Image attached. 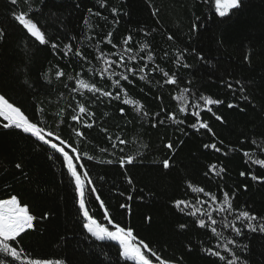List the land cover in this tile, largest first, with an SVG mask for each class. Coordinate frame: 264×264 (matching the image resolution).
I'll list each match as a JSON object with an SVG mask.
<instances>
[{"label":"trees","instance_id":"1","mask_svg":"<svg viewBox=\"0 0 264 264\" xmlns=\"http://www.w3.org/2000/svg\"><path fill=\"white\" fill-rule=\"evenodd\" d=\"M113 7L118 10L115 17ZM89 8L101 16L88 13ZM21 11L32 12L47 35L56 37L54 42L61 45L60 49L40 45L26 35L14 21V15ZM114 20L119 23L114 24ZM0 30L5 33L0 39V94L14 101L46 132L52 131L80 149L82 159L74 163L84 164L79 171L87 170L93 182L85 184L90 214L108 226L103 220L104 209L95 199L99 195L116 222L131 227L138 240L143 239L171 264H224L205 251L220 244L219 250L228 256L223 251L224 241L215 238L210 229L199 228L196 217L187 213L192 208L211 211L209 197L194 191L203 188L215 194L218 203L224 191L235 193L233 207L237 212L248 210L264 217V181H254L250 176L264 178V167L251 163L264 159V0H240V6L224 17L216 12L215 0H106L103 8L97 0H18L15 5L11 0H0ZM109 31L117 48L102 42ZM129 34L133 36L131 55L137 59L128 67L137 72L129 73L132 83L121 84L129 99L143 105L140 112L135 105L123 103V93L119 101L111 100L80 89L76 83L83 79L115 93L112 79L118 77L100 75L105 65L96 59V45L99 43L105 53L123 52L122 40ZM64 44L80 49L87 60L75 52L65 56ZM144 44L148 48L141 51ZM149 53L152 61H147ZM181 54L183 60L177 64ZM107 58L118 60L115 55ZM145 63L148 68L140 73ZM184 63L190 67H183ZM157 65L170 75L175 73L177 83H164L166 77ZM113 67L117 73L124 72L122 67ZM59 72L64 74L58 76ZM142 74L144 80L139 79ZM184 88L190 89L185 93L189 106L182 113L177 98ZM201 95L224 103L206 105L199 100ZM77 102L92 115L81 114L79 121H73L71 116L78 114ZM197 102L200 108H192L191 104ZM207 107L223 120H216ZM194 111L200 112V120L207 121L212 132L190 127L197 121ZM169 113L184 123L169 119ZM161 119L163 124L159 123ZM85 122L93 127L87 128ZM73 129L84 136L78 138ZM117 137L126 143L120 144ZM169 142L171 149L167 147ZM213 143L221 151L204 148ZM66 150L77 155L70 147ZM128 156L134 157L133 163L121 167L119 159ZM165 159L169 160L167 169L163 167ZM109 160L113 163H107ZM16 163L22 169H16ZM241 172L246 175L241 176ZM91 187L97 192L90 194ZM8 194L27 203L37 220L33 229L21 234L22 239L10 242L18 251L23 250L21 260L0 253L6 264H27L29 259L125 264L114 242L98 241L83 228L78 193L62 156L30 134L4 129L0 124V198ZM177 200H184L189 207L181 211L175 206ZM121 204L129 208H120ZM45 213L47 219L42 218ZM213 216L218 221L222 218L217 212ZM227 219L232 220L233 215ZM181 224L186 227L182 229ZM217 228L224 236L249 246L240 254L250 264H264V234L245 229L244 235L236 237L229 229Z\"/></svg>","mask_w":264,"mask_h":264},{"label":"snow or ice","instance_id":"2","mask_svg":"<svg viewBox=\"0 0 264 264\" xmlns=\"http://www.w3.org/2000/svg\"><path fill=\"white\" fill-rule=\"evenodd\" d=\"M18 0H11L13 5L17 4ZM41 3L44 0H40ZM97 3L101 8L106 7V0H97ZM240 6V0H215V8L216 12L224 17L229 10L238 8ZM79 7V4H77ZM36 11V10H34ZM88 13L95 15L96 17H100L101 13L99 11L93 12L92 8H89ZM112 15L115 17L118 15L117 8L113 7L111 9ZM105 21H107V17H103ZM14 21L18 23V25L22 26V29L25 30L26 35L34 38L35 41H38L40 45L45 47L50 46L53 50L60 49L61 45L54 42L56 37L48 36L46 29L40 24L38 18L34 17L32 12L21 11L18 14L14 15ZM85 24H88V20H84ZM114 24H118V20L113 21ZM5 33L0 30V39H3ZM147 35V33L145 34ZM169 40L172 39V36L168 37ZM133 41V36L131 34L127 35L123 38L122 44L125 46L123 52L116 53H105L99 48V43L96 45V49L99 55L96 57L97 60L102 61L105 67L100 69V75L103 77L105 74L108 75L109 79H112L113 76H117V79H112V86L117 89L115 93L107 90H103L100 87H97L96 83H87L83 79H77L76 83L80 89L87 90L93 94L99 93L100 96L110 98L111 100L119 101L121 99V93L124 95L123 103L125 105H135L136 111L140 112L143 108V105H140L139 101H134L128 98V92L122 86L121 81H127L132 83L129 79V73L132 75H136L137 69L128 67V63L131 61H135L137 59L136 55H131L133 52V48L130 47V43ZM103 43L109 44L112 48H117V44L113 43V32L109 31L103 37ZM63 48L65 49L64 55L67 56L71 52H75V55L80 57L81 59L87 60V56H85L80 49H77L72 44H64ZM148 48L147 44L141 46V51H144ZM187 49H185V52ZM125 53L129 55H125ZM109 55L118 56V60L108 59ZM140 59H144L140 57ZM200 59H203L201 56ZM153 55L149 53L147 55V61H152ZM183 60V55H179L176 58V63L179 64ZM116 68H124V72L117 73L114 69ZM159 68V65L156 66ZM183 67L188 68L190 65L187 63L183 64ZM148 68V64L145 63L143 67L139 68L140 73H144ZM155 70V69H153ZM159 70L163 73V76L166 77L164 83L166 84H176L177 79L175 73L169 74V72L165 71L163 68H159ZM92 71V69H89ZM64 73H57L58 76H62ZM145 75H140L139 79L144 80ZM71 79V77H69ZM189 83H191L189 81ZM239 83V81H237ZM229 88L232 87L231 84L228 85ZM243 91V89H241ZM190 89L184 88L181 90L180 96L177 98L181 102L180 112L184 113L187 111L189 106V99L185 95V93H189ZM247 99V97H245ZM200 101H203L206 105H220L224 103L219 99H212L209 96L201 95L199 97ZM78 105V114L72 115L71 119L73 121H79L81 114H87L89 116L92 113H88L86 107L83 104L77 102ZM191 107L194 109L200 108L199 102L191 104ZM229 108L235 107L233 104H228ZM39 111H43L40 109ZM207 111L211 112L215 119L218 121H222L223 118L220 115H216L213 112L211 107H207ZM121 114L124 113V109H120ZM145 116L148 115L147 112L143 113ZM160 113H156V116H159ZM197 118L196 123H192L190 125L191 128L196 129H207L209 132H212V129L209 127L207 121L200 120V112L194 111L192 113ZM0 124L4 129H14L21 130L25 134H30L31 137H34L36 141L42 143L53 149L55 153H58L63 158V163L67 166V172L70 175V182L74 181L75 190L78 193V204L79 211L82 213L83 217V228L90 234L91 237H94L98 241H106V242H115L118 246V255L122 257L125 264L128 261H132L133 264H171L169 258H164L160 254H158L157 250L151 249L149 245L143 239H137V237L133 234V229L131 227L121 226L119 222L114 220V217L110 214L109 209L105 205V202L101 200L99 195H96L95 199L99 201V207L104 209L103 211V220L107 221L108 226H105L104 223L98 221L94 218L93 214H90V210L87 207L86 199H85V184L91 185L93 182L90 179V174L87 170L80 172L79 169H84V164H75L74 160L80 161L82 159L79 154L80 149L78 147H72L70 143L66 142L60 136L56 135L52 131H45L43 127L38 126L37 122H33L30 118L25 114L24 111L21 110V107L16 106L15 102H10V98H6L5 94H0ZM169 119L174 120L178 124L184 123L183 120H176L174 113H169ZM164 120H159L160 124H163ZM85 126L87 128H92V123L85 122ZM156 127V124L152 125ZM75 135L79 137H83L84 133L73 129ZM106 131V129H105ZM111 139V137H109ZM53 140L57 142H53ZM117 140L120 144L126 143L125 140L119 139ZM222 143V142H221ZM116 145L113 144V147ZM71 148L72 153H77V155L72 156L69 154V151L66 148ZM167 147L171 149L173 147L172 143L169 142ZM204 148H212L216 151H221L220 148L217 147L216 144H205ZM103 151V149H102ZM87 155V153H84ZM244 156L248 157L249 153L244 152ZM52 158V157H50ZM88 160H92V156H87ZM134 157L128 156L127 158L121 157L119 159V164L121 167H124L126 164H132ZM107 163H113V161L109 160ZM251 163L264 167V159H255L252 160ZM163 167H169V160H163ZM16 169H22V165L20 163L15 164ZM215 169V165L212 166ZM223 171V169H221ZM208 173H205L207 175ZM216 175H220L219 172ZM241 176H245V172L240 173ZM251 179L254 181L261 180L264 181V178L258 177L255 174H250ZM128 183L131 184L132 180L129 179ZM246 188V186H245ZM194 191L203 192L205 196L209 197L212 204L209 205L211 211H203L202 208H192L187 214L190 216H195L197 219V226L201 229H210L211 233L218 240L222 239L223 243V251L228 253L226 256L221 253L219 250L221 248L220 244H217L215 248L209 247L205 249L206 253L212 257L218 258L219 261L224 262V264H250L246 258H243L240 253L248 251V245L238 243L234 238L224 236L223 231H219L217 225H219L222 229H229L232 233L235 234L236 237L244 235L245 229L250 232H259L264 234V217H258L256 214L251 213L248 210H239L238 212L233 207V199L235 197V193L231 195L227 192H223L222 202L218 203V197L215 194L205 192L203 188L194 189ZM97 189L95 187L89 188V193H96ZM131 199V197H129ZM206 203V202H204ZM218 206H215L217 205ZM183 205V207H181ZM175 206L180 208L181 211L184 208H188L189 205L184 200L175 201ZM215 206V207H214ZM120 208L128 209L129 206L127 204H121ZM213 212H217L221 214V219L218 221L214 218ZM199 214V215H198ZM233 215L232 220H228L227 216ZM43 219H47L48 215L45 213L42 217ZM37 220V217L30 212V206L27 203L22 202L21 198H18L15 194H8L6 198H0V253H4L6 256L12 257L14 260H21L23 250L18 251L16 247L12 246L10 242H14L17 240V237H21L22 233H26L28 230L34 228V221ZM240 226H237V225ZM180 227L183 229L186 227L185 224H181ZM111 228V230H110ZM235 249V250H234ZM151 257V258H150ZM154 258V260L152 259ZM0 264H6V261L0 259ZM27 264H66L64 260L57 259H29L27 260Z\"/></svg>","mask_w":264,"mask_h":264},{"label":"water","instance_id":"3","mask_svg":"<svg viewBox=\"0 0 264 264\" xmlns=\"http://www.w3.org/2000/svg\"><path fill=\"white\" fill-rule=\"evenodd\" d=\"M115 243V242H114Z\"/></svg>","mask_w":264,"mask_h":264}]
</instances>
